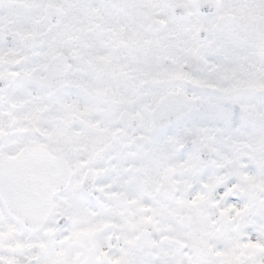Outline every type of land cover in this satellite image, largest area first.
<instances>
[{
    "label": "snow or ice",
    "instance_id": "1",
    "mask_svg": "<svg viewBox=\"0 0 264 264\" xmlns=\"http://www.w3.org/2000/svg\"><path fill=\"white\" fill-rule=\"evenodd\" d=\"M0 264H264V0H0Z\"/></svg>",
    "mask_w": 264,
    "mask_h": 264
}]
</instances>
